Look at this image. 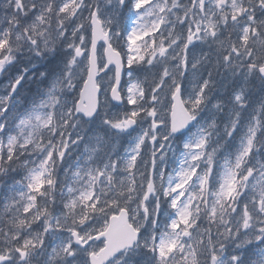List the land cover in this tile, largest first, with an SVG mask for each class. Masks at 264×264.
Wrapping results in <instances>:
<instances>
[{"label":"snow or ice","instance_id":"snow-or-ice-1","mask_svg":"<svg viewBox=\"0 0 264 264\" xmlns=\"http://www.w3.org/2000/svg\"><path fill=\"white\" fill-rule=\"evenodd\" d=\"M0 264H264V0H0Z\"/></svg>","mask_w":264,"mask_h":264}]
</instances>
